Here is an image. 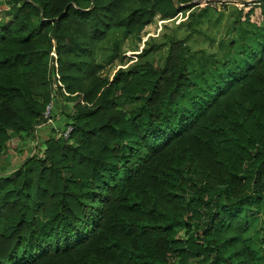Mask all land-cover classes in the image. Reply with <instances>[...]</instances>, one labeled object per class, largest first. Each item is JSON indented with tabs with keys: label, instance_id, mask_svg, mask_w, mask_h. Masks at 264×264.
Returning <instances> with one entry per match:
<instances>
[{
	"label": "trees",
	"instance_id": "trees-1",
	"mask_svg": "<svg viewBox=\"0 0 264 264\" xmlns=\"http://www.w3.org/2000/svg\"><path fill=\"white\" fill-rule=\"evenodd\" d=\"M6 1L0 160L12 136L44 125L50 101L55 114L74 101L63 121L74 130L48 134L40 156L0 178V264H257L247 236L264 198V0L237 11L228 30L240 42L220 41V57L196 60L171 38L160 66L111 80L95 56L110 33L140 36L200 0Z\"/></svg>",
	"mask_w": 264,
	"mask_h": 264
},
{
	"label": "rangeland",
	"instance_id": "rangeland-1",
	"mask_svg": "<svg viewBox=\"0 0 264 264\" xmlns=\"http://www.w3.org/2000/svg\"><path fill=\"white\" fill-rule=\"evenodd\" d=\"M253 1L255 0H200L198 7L207 6L205 11L201 12L198 7H193L173 16L157 14L140 36L127 37L121 31L112 32L96 47L97 62L103 67L100 73L111 80L121 67L129 68L144 62L160 66L166 55L167 41L171 38L184 39L196 60L207 56L220 57L222 54L220 41L234 39L240 42L238 32L229 31L228 28L237 11L243 7L245 10L249 9ZM194 3H197V0ZM16 5H20V2ZM11 7L6 0H0V20L11 18L9 13ZM116 40L119 41L118 55L113 52ZM144 50L150 51L141 56ZM73 102L72 100L66 104L59 102L56 106V116L61 122L67 119L68 107H71ZM122 107L128 109L129 105L124 104ZM45 128L47 130L37 129L35 134L29 136L24 134L12 136L0 160V178H14L16 171L27 158L42 154L46 149L43 134L46 136L50 134V128L48 126ZM249 215L253 219V227L247 238L258 252L257 264H264V198L262 206L251 211Z\"/></svg>",
	"mask_w": 264,
	"mask_h": 264
},
{
	"label": "built area",
	"instance_id": "built-area-1",
	"mask_svg": "<svg viewBox=\"0 0 264 264\" xmlns=\"http://www.w3.org/2000/svg\"><path fill=\"white\" fill-rule=\"evenodd\" d=\"M43 118L44 127L48 126L50 128V135L55 141L68 140L70 138L74 127L71 123L66 124L57 120L54 112V103L52 101L45 106Z\"/></svg>",
	"mask_w": 264,
	"mask_h": 264
},
{
	"label": "crops",
	"instance_id": "crops-1",
	"mask_svg": "<svg viewBox=\"0 0 264 264\" xmlns=\"http://www.w3.org/2000/svg\"><path fill=\"white\" fill-rule=\"evenodd\" d=\"M41 129H46V130H47V128H45L44 125H43L42 127L39 128V131H40ZM47 135H48V134H47ZM43 136L46 137V134H43Z\"/></svg>",
	"mask_w": 264,
	"mask_h": 264
}]
</instances>
